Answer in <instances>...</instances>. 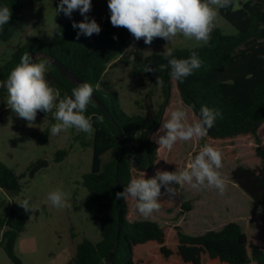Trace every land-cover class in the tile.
I'll return each instance as SVG.
<instances>
[{"label":"trees","instance_id":"obj_1","mask_svg":"<svg viewBox=\"0 0 264 264\" xmlns=\"http://www.w3.org/2000/svg\"><path fill=\"white\" fill-rule=\"evenodd\" d=\"M35 1L0 0V6L12 9L9 24L0 29V41L14 35L17 23L23 18V3ZM218 13L236 29L235 34H224L215 27L207 45L174 48L173 55L177 59H186L196 51L203 62L201 68L183 81L170 77V67L163 54L144 55L147 45L143 39L134 42L135 38L127 29L113 27L110 14L96 19L101 27L98 35H81L78 40L79 30L73 29V21L62 18L53 28L49 42L33 37L16 46L10 56L0 62V83L7 80L21 56L29 53L36 62L48 60L46 79L62 97L65 93L71 95L77 85L59 73L52 63L54 60L85 83L94 88L99 85L93 93L96 99L92 98L85 113L95 115L92 137L82 142L84 146H91L92 158L90 170L81 176V184L88 192L84 212L99 222L100 238L92 241L83 237L65 264H264V247L256 239H249L236 222H227L217 230L202 234H187L178 226L170 233V228L152 220H128V201L116 199V193L123 192L132 179L152 178L159 171L157 146L151 135L161 125L173 83L182 102L197 118L201 106L222 113L206 139L229 141L248 135L255 137L258 163L253 167L237 165L230 176L264 209V140L257 135L264 124V59L259 58L264 55V0H233L230 7L218 9ZM147 65L155 68L156 73L144 72ZM161 65H165L163 70ZM110 66H129L140 80L160 85L163 100L159 107L154 108L146 95L148 99L139 107V112H126L111 84L101 80ZM6 90L0 87V97ZM95 116L103 120L97 121ZM48 134L49 127H46L38 142L45 143ZM120 138L125 144L123 155ZM107 153L108 157L102 158ZM66 154V149L56 151L55 161ZM24 176V172L16 174L0 161V189L4 192L20 195V179ZM18 204L10 202L0 217V246L11 264H23L15 253V244L30 216L38 213L31 209L26 212Z\"/></svg>","mask_w":264,"mask_h":264},{"label":"rangeland","instance_id":"obj_2","mask_svg":"<svg viewBox=\"0 0 264 264\" xmlns=\"http://www.w3.org/2000/svg\"><path fill=\"white\" fill-rule=\"evenodd\" d=\"M60 0H37L23 3V18L16 25L14 35L8 40L0 41V62L7 59L16 46L37 37L43 42L51 40L53 28L62 18L80 22L83 17L74 11L69 19L62 12L56 13ZM238 2L235 4V8ZM110 14L108 0H92L90 19H98ZM215 27L224 34H235L236 29L218 13ZM214 27V28H215ZM137 40H134L136 42ZM202 45L194 39L178 35L170 42L156 39L144 49V55L151 52L163 54L167 48H191ZM102 82L109 83L118 93L122 108L129 113L139 112L140 106L148 99L154 108H158L163 98L160 85H152L147 80H140L132 74L129 66H110L102 77ZM7 90L0 97V161L12 168L16 174L25 173L20 179L22 192L12 196L0 189V217L10 202L20 203L29 200L33 213L25 229L20 233L15 244V253L23 264H65L72 258L70 238L73 249L83 238L97 241L100 238V225L90 219L83 209L87 190L81 184V176L91 166L92 148L82 142L91 139V133H84L74 128L51 135L50 128L57 121L52 113L38 114L33 124L15 115L7 107ZM183 108L188 112V122L198 119L186 106L174 84H171L168 105L163 111V124L170 112ZM49 127L45 143L38 138L43 129ZM151 135L158 151L157 167L159 171H180L202 147L207 144L222 153L223 167L220 169L227 180V186L221 195L216 189H193L190 185H172L175 196L162 195L160 209L145 217L136 208V201L128 200V220H152L160 226L172 229L178 226L184 233L196 235L207 230H217L227 222L240 225L249 239H256L264 247V209H261L232 180L231 171L237 165L253 167L258 163L255 155V137L248 135L229 141H212L205 137L190 141H178L171 151L159 148L158 130ZM259 139L264 140V124L258 129ZM66 149L67 154L55 161L54 154ZM108 153L102 158H107ZM43 165L32 169L38 163ZM35 163V164H34ZM45 163V164H44ZM34 164V166H30ZM34 170V171H33ZM61 189L67 194L69 207L57 209L47 201L50 192ZM164 192V189H163ZM162 192V193H163ZM2 228H0V235ZM0 264H11L0 246Z\"/></svg>","mask_w":264,"mask_h":264},{"label":"clouds","instance_id":"obj_3","mask_svg":"<svg viewBox=\"0 0 264 264\" xmlns=\"http://www.w3.org/2000/svg\"><path fill=\"white\" fill-rule=\"evenodd\" d=\"M232 4L233 0H108V9L113 27L127 29L135 40L143 39L146 45H151L155 38H162L168 43L178 35L207 45L215 27L218 9L228 8ZM91 8L92 0H60L56 13L62 12L71 19L74 11L79 12L83 20L72 23L73 29L79 30L76 35L78 40L81 35L91 37L101 32L96 20L87 15ZM11 17L12 9L6 5L0 6V29L9 24ZM163 55L170 67V77L177 81H183L192 75L203 63L196 51H192L186 59L175 58L171 48L164 49ZM259 58L264 59V55ZM47 64V59L36 62L29 53L21 56L20 62L11 70L7 80L0 83V87L7 89L8 109L17 117L26 120L29 125L36 120L38 112L46 115L52 113L57 121L50 128L53 136L71 128L91 133L95 114L89 116L85 113L99 85L94 88L89 83H81L72 89L71 95L65 93L62 97L60 91L52 87L46 79ZM164 67L165 65H161V70ZM144 72L155 74L156 69L147 65ZM221 116L219 110L201 106L199 118L189 123L187 110H172L157 132L159 148L171 151L178 141L207 136L209 129ZM95 120L102 121L103 117L95 116ZM222 167V153L205 144L183 170L157 171L152 178H134L123 192L116 193V199L135 200L138 212L147 217L159 211L162 195L175 196L176 191L172 185L187 184L193 189L211 188L222 195L227 186V180L220 171ZM47 201L57 209L70 206L67 194L59 188L48 194ZM18 205L26 212L30 211L28 199Z\"/></svg>","mask_w":264,"mask_h":264},{"label":"water","instance_id":"obj_4","mask_svg":"<svg viewBox=\"0 0 264 264\" xmlns=\"http://www.w3.org/2000/svg\"><path fill=\"white\" fill-rule=\"evenodd\" d=\"M52 63L57 67L59 73L64 76L67 80H69L71 83L75 84V85H79L81 83H85L84 81H82L80 78H78L74 73H72L70 70H68L66 67H64V65L56 60L52 61ZM93 99L95 98V95L93 94ZM100 103V102H99ZM100 105L102 106V108L106 111V109L104 108V106L100 103ZM120 148H121V155H123L124 150H125V144H124V140L122 138H120ZM127 158L129 159L130 157L127 156ZM45 164V163H44ZM43 162L38 163L37 165H35L32 169H37L38 167L42 166ZM34 171V170H33ZM111 256V254H110Z\"/></svg>","mask_w":264,"mask_h":264},{"label":"crops","instance_id":"obj_5","mask_svg":"<svg viewBox=\"0 0 264 264\" xmlns=\"http://www.w3.org/2000/svg\"><path fill=\"white\" fill-rule=\"evenodd\" d=\"M69 240H70V246H71V251H72V256H73V254H74V249H73V244H72V239H71V237H70V235H69Z\"/></svg>","mask_w":264,"mask_h":264}]
</instances>
